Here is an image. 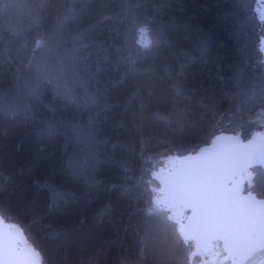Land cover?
<instances>
[{"label":"trees","instance_id":"1","mask_svg":"<svg viewBox=\"0 0 264 264\" xmlns=\"http://www.w3.org/2000/svg\"><path fill=\"white\" fill-rule=\"evenodd\" d=\"M0 8V214L21 225L44 264H56L58 248L71 264H152L156 217L146 216L142 158L156 163L206 148L215 139L206 134L210 124L217 135L242 125L245 137L260 130L250 123L264 112L259 4L0 0ZM69 8L78 18L63 32L67 54L96 74L88 95L76 88L72 99L40 74L53 52L32 56L36 12L50 25ZM143 18L152 21L145 50L133 27ZM129 54L135 74L122 59ZM255 172L264 192V166Z\"/></svg>","mask_w":264,"mask_h":264},{"label":"snow or ice","instance_id":"2","mask_svg":"<svg viewBox=\"0 0 264 264\" xmlns=\"http://www.w3.org/2000/svg\"><path fill=\"white\" fill-rule=\"evenodd\" d=\"M247 2L248 0H238L240 6ZM251 2L264 5V0ZM54 3L55 0H36V4L41 7ZM77 18L75 9L69 8L50 25L43 22L44 17L40 16L39 11L33 20L40 39L35 42L32 56L34 58L42 49L46 50L45 56L49 50L53 52L51 61L42 63L40 74L56 86L58 95H64L68 99L73 98L76 88H82L88 95L89 82L96 75L90 72L83 59L67 54L63 32ZM151 23L148 18L134 23V31L139 36L136 43L141 50L150 46L151 41L144 37L148 34ZM2 38L0 30V40ZM122 59L131 61L130 68L135 74V60L131 54ZM65 65L71 69L70 72L65 69ZM25 67L31 68L32 61ZM2 69L3 62L0 61V71ZM174 88L177 96L187 95L179 86ZM136 95L138 93H134L129 102ZM97 102L96 95L90 96L89 103ZM261 103L264 104V94L261 95ZM200 106L215 110V103L205 106L201 102ZM140 107L144 108L146 105L142 102ZM220 115L223 116L222 113ZM259 127V131L247 137L243 134V125L234 135L224 136L217 135L215 124H210L206 134L215 136L211 143L215 145L222 139L229 140L232 142L230 150L223 155H209L208 148L193 149L195 154L183 156L179 167H167L159 161L157 163L160 166L157 167L152 158H142V165H149L141 169V179L151 194L150 200L145 202L146 216L156 217L151 223L155 244L152 249V264H191L193 258H198V264H212V254L227 258L241 249H246L249 253L264 251V192L259 191L255 184V166H264V144L255 145L257 137L264 139V125ZM90 135L95 138V132ZM167 160L171 161L172 157H167ZM121 166L125 171L129 170L125 165ZM124 191L127 193L130 189L125 188ZM170 226L173 227L170 229ZM56 254V264H71L67 256L60 253L59 248ZM30 256L40 257L41 253L29 243L20 224L11 223L0 214V264H40L39 259L33 261ZM79 264L85 262L81 260Z\"/></svg>","mask_w":264,"mask_h":264},{"label":"water","instance_id":"3","mask_svg":"<svg viewBox=\"0 0 264 264\" xmlns=\"http://www.w3.org/2000/svg\"><path fill=\"white\" fill-rule=\"evenodd\" d=\"M259 13H260L261 21L264 20V5L259 4ZM260 51L263 55V62H264V39L260 45ZM224 136H232V135H224ZM261 144H264V139H262L261 137H257L255 140V145L259 146ZM231 147H232L231 141L226 140V139H222L220 141H217V143L215 145H213L212 143L209 144L206 148L210 149L209 155H223V154L227 153ZM190 154H195V153H190ZM187 155H189V154H187ZM183 156H185V155L171 156L172 157L171 161H168L166 158L165 161H167V162L165 163V161H164V164L167 167H173V166L179 167L180 161L182 160ZM257 166H261V165H256L255 167H257ZM29 258L33 261L39 259L40 264H44L42 259H41V256L40 257L30 256ZM260 260H263V264H264V251L258 250L254 253H249L246 249H241L234 256L227 257V258L224 257L223 264H234V261H235V264H256ZM191 264H194V258L192 259Z\"/></svg>","mask_w":264,"mask_h":264},{"label":"rangeland","instance_id":"4","mask_svg":"<svg viewBox=\"0 0 264 264\" xmlns=\"http://www.w3.org/2000/svg\"><path fill=\"white\" fill-rule=\"evenodd\" d=\"M145 40H150V37L149 35L147 34L145 37H144ZM264 124V112H260L259 114V117L256 119L254 125L256 128H260L259 126L260 125H263ZM167 158V157H166ZM166 160V159H165ZM159 162H162L164 163V160L163 161H159ZM156 166L159 167L160 166V163H157V160H156Z\"/></svg>","mask_w":264,"mask_h":264},{"label":"flooded vegetation","instance_id":"5","mask_svg":"<svg viewBox=\"0 0 264 264\" xmlns=\"http://www.w3.org/2000/svg\"><path fill=\"white\" fill-rule=\"evenodd\" d=\"M167 161H165L166 163ZM210 261L212 262V264H223L224 261V257L223 256H217L215 254H212L210 256ZM198 264V263H197ZM256 264H263V260H260L259 262H257Z\"/></svg>","mask_w":264,"mask_h":264}]
</instances>
